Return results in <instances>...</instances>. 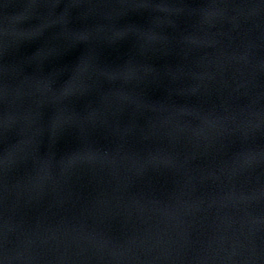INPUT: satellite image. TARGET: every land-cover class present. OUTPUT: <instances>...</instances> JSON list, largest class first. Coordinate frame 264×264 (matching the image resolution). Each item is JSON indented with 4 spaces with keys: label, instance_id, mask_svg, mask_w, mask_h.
<instances>
[{
    "label": "water",
    "instance_id": "95a60500",
    "mask_svg": "<svg viewBox=\"0 0 264 264\" xmlns=\"http://www.w3.org/2000/svg\"><path fill=\"white\" fill-rule=\"evenodd\" d=\"M2 264H264V0H0Z\"/></svg>",
    "mask_w": 264,
    "mask_h": 264
},
{
    "label": "snow or ice",
    "instance_id": "6c2138e0",
    "mask_svg": "<svg viewBox=\"0 0 264 264\" xmlns=\"http://www.w3.org/2000/svg\"><path fill=\"white\" fill-rule=\"evenodd\" d=\"M3 126H4V120L2 115H0V128H3ZM0 264H2V261H0Z\"/></svg>",
    "mask_w": 264,
    "mask_h": 264
}]
</instances>
